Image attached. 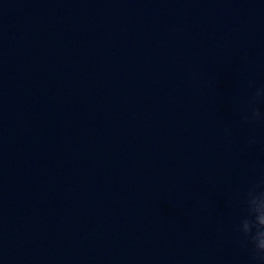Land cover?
Masks as SVG:
<instances>
[{
    "label": "clouds",
    "instance_id": "obj_1",
    "mask_svg": "<svg viewBox=\"0 0 264 264\" xmlns=\"http://www.w3.org/2000/svg\"><path fill=\"white\" fill-rule=\"evenodd\" d=\"M245 88L251 91L247 92L241 107V124L264 125V111L260 107L264 105V85L255 86L248 81ZM225 133L230 135V129L225 128ZM255 143V136L248 139L249 147ZM242 205V212L233 226L234 231L242 245L249 250L250 264H264V179L247 186Z\"/></svg>",
    "mask_w": 264,
    "mask_h": 264
}]
</instances>
